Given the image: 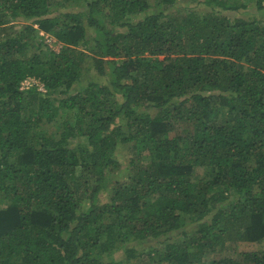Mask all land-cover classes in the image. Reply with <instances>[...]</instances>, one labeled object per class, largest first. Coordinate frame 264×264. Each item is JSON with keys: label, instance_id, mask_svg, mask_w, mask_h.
I'll use <instances>...</instances> for the list:
<instances>
[{"label": "trees", "instance_id": "16d2710c", "mask_svg": "<svg viewBox=\"0 0 264 264\" xmlns=\"http://www.w3.org/2000/svg\"><path fill=\"white\" fill-rule=\"evenodd\" d=\"M70 1L0 0V264H264V0Z\"/></svg>", "mask_w": 264, "mask_h": 264}, {"label": "rangeland", "instance_id": "374dc122", "mask_svg": "<svg viewBox=\"0 0 264 264\" xmlns=\"http://www.w3.org/2000/svg\"><path fill=\"white\" fill-rule=\"evenodd\" d=\"M228 1L232 2V3H236V2L241 1V0H228ZM241 2H242V4H244V3L247 4V1H245V2L241 1ZM68 5L74 11H84L85 10V5L83 3L74 2V1L67 2V0H53L51 8L53 10H55V9L64 10L62 8L63 7L66 8ZM240 5H241V3H240ZM195 9L196 10L198 9V11L201 10L200 7H196ZM246 12L248 13L249 16H254L253 13H256V15L258 14L260 16L259 17L260 19H263L262 18L263 14H261L258 11H255V9H250V10H247V11L241 10L240 11L241 16H244L243 14H245ZM175 13L180 15V16H184L185 15V12L184 11H179V9H175ZM142 17H138L137 20H139ZM8 26L20 27L19 25H14V24H10V25L8 24ZM3 33H4L3 31L2 32L0 31V35H2ZM41 35L44 36V43H43L44 46L41 47V49H43V53L44 54L47 52V48H45V45L48 46L50 51H53V52H56V53L60 51L61 46H60V44H58L56 42V40L54 38L48 37L47 35H43V34H41ZM32 54H35L34 50H29V54L28 55L31 56ZM29 80L30 81H28V83L25 84V86H23V85L21 86L22 90H27V87L29 89V88H31L33 86L38 87V89L40 91L44 90L43 84L39 80L34 79V78H29ZM68 119H70L69 115H66L65 111H61L60 110V114H59L58 118L55 119L51 123L44 124L42 126V128H40V131L45 133L48 136L58 135V133L61 131L60 123L63 120L67 121ZM229 122H230V120L229 119H225V117H223L222 119L219 120V124H221V125L227 124ZM230 124H232V123H230ZM128 155H129L128 151L122 150L121 153L118 155V159L121 160L122 162H124V160L126 159V157H128ZM119 178H120V176H119ZM148 246L149 245H141V246H139V249L143 250L145 247H148ZM163 246L164 245H162L161 247H163ZM262 249H264V245L263 246H258V245L247 243V242H237V241L232 242V241H230V242L226 243L224 247H218L217 248L218 252L215 255L216 256H224V255H227L229 253L234 254V253L240 252V251H251V250L258 251V250H262ZM123 253L124 252H122V251H120V253H117L116 254L117 259H122V257H124Z\"/></svg>", "mask_w": 264, "mask_h": 264}, {"label": "built area", "instance_id": "2783aa9c", "mask_svg": "<svg viewBox=\"0 0 264 264\" xmlns=\"http://www.w3.org/2000/svg\"><path fill=\"white\" fill-rule=\"evenodd\" d=\"M28 81H30V80H29V79L25 80V81L22 83V85L25 86V84H27ZM27 89H28V87H27Z\"/></svg>", "mask_w": 264, "mask_h": 264}]
</instances>
